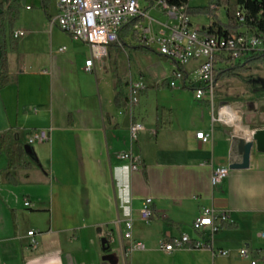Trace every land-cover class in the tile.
<instances>
[{"label":"crops","instance_id":"obj_1","mask_svg":"<svg viewBox=\"0 0 264 264\" xmlns=\"http://www.w3.org/2000/svg\"><path fill=\"white\" fill-rule=\"evenodd\" d=\"M58 13L56 3L55 14L48 13L55 45L29 49L24 38L46 30L36 27L18 38L23 42L14 51L7 49L10 82L0 91V264H264V153L253 151L248 168H229L218 187L210 182L214 168L230 165L233 133L223 123L241 136L264 128L258 127L264 120L259 104L253 126L228 106L218 109L221 125L213 115L211 121L205 114L182 119L165 107L157 106L153 116L141 105L131 111L130 84L140 81L133 73L121 81L113 49H132L161 66L157 44H147L133 29L121 43L109 45L112 50L107 46L106 55L87 71L91 47L51 24ZM54 26L72 40L71 47L55 39ZM165 58L164 63H175ZM113 63L116 79L107 85L100 75ZM137 72L143 76L140 68ZM171 77L157 75L156 87L166 79L169 85ZM184 79L183 87L191 84L189 74ZM232 110L240 114L241 126L226 121ZM135 122L143 129L133 140ZM39 130H50V139L30 144ZM198 131L211 132L212 140L197 139ZM128 151L139 157L137 170L119 158ZM24 163L29 167L19 166ZM148 198L153 215L144 220L140 213ZM203 206L226 210L232 220L214 234L211 247L161 250L164 238L210 241L208 228L197 232L192 226ZM128 221L133 241L144 249L127 252ZM242 248H248V258L240 256Z\"/></svg>","mask_w":264,"mask_h":264},{"label":"built area","instance_id":"obj_2","mask_svg":"<svg viewBox=\"0 0 264 264\" xmlns=\"http://www.w3.org/2000/svg\"><path fill=\"white\" fill-rule=\"evenodd\" d=\"M150 6L163 11L167 16V22L159 23L161 29L158 32L152 26H143L141 22L134 26V30L138 37L144 39L147 44H157L158 52L162 56L172 59L183 69L189 61H198L194 93L195 98L199 101L204 100L207 96L213 104L220 69L244 63L253 58L255 54H264V37L250 32L246 28L210 35L207 34V27L212 25V22L208 26L194 24L189 13V5L169 6L157 2ZM57 7L58 16L51 21V24L57 25L73 39L81 40L91 47L92 57L86 61L85 69L87 71L92 70L94 60L106 55L107 46L120 42L121 31L133 18L146 20L148 17L150 24L154 20L150 17L147 9L142 8L140 0H57ZM173 7H180V14H173ZM235 16L238 22H245V14L241 9L236 10ZM25 34V31H18L14 37L20 38ZM183 75L182 70L176 69L170 78L169 85L173 88L180 84L186 85ZM142 89L141 82L130 84L129 105L131 111L138 102L137 93ZM216 120L214 118V121ZM219 121H222L221 117ZM142 129L141 123L135 122L131 125L133 140L138 138ZM50 134V130L36 131L29 137V143L47 141L50 139ZM196 138L204 143H209L212 140V133L198 131ZM119 158L128 160L132 170L138 169L139 157L132 151L120 153ZM228 174L229 167L227 166L214 168L210 178L211 186L218 187ZM26 205L29 206L30 203L26 202ZM140 215L144 220L151 219L153 215L151 198L145 201ZM231 222L228 211L203 206L192 226L197 232L208 228L211 232L210 241L206 243L193 241L188 235L172 239L164 238L161 241L160 249L165 252H174L184 247L208 249L211 247L214 234ZM28 234L33 236L35 231L32 230ZM261 236L264 238V232L261 233ZM124 238L131 242L126 247L127 252L145 248L143 243L133 241L130 221L126 223ZM219 253L228 255L229 251L219 250ZM239 253L243 258L249 257L248 248H242ZM252 264H256V261H252Z\"/></svg>","mask_w":264,"mask_h":264},{"label":"rangeland","instance_id":"obj_3","mask_svg":"<svg viewBox=\"0 0 264 264\" xmlns=\"http://www.w3.org/2000/svg\"><path fill=\"white\" fill-rule=\"evenodd\" d=\"M47 1V12L54 15L57 0ZM236 2L237 0H230L227 6L223 5L211 16L207 12L192 14L191 20L194 24L200 26H208L209 23L216 19L223 23H227L229 20L227 11L233 15L236 9ZM140 3L142 8L147 9L150 17L154 19L150 24L148 17L146 20L142 18V25L146 27L152 26V28L158 32L161 29L159 23L167 22L166 14L159 9L151 7L148 0H140ZM209 3L210 0H191L190 4L191 7L194 8L209 7ZM8 7H11V9L9 10ZM1 12H4L3 18L5 20L1 22L2 16H0V23L4 24L7 45L10 51H14V48H17V45L20 46L23 42V38L18 41V38L14 37L16 32L25 31L27 33L26 30L36 27L42 29L46 28V30L42 35L30 33L24 38L25 41H27L29 49H35V47L41 44L47 49L50 45L53 46L56 44L55 41L51 44L49 17L45 15L46 13L42 7L41 0H0V13ZM53 31L55 39L62 38L60 39L62 45L64 43L69 44L68 46L70 47L73 45L72 40L63 39L61 35L62 31L58 27L54 26ZM109 50H112L111 46H109ZM113 50L118 56V74L122 78L121 81L125 82L129 79L130 73H133V77L135 75L142 83L143 89L137 93L138 102L135 104L134 109L141 105V107L147 109V114L149 116H153L157 106L159 109L165 107L166 109L172 110L173 113L178 114L182 119L193 116V118L195 117L200 120L203 114H205L204 116L207 121H211L213 115V117L217 119L215 123L221 125L223 121H221V123L218 121V109L221 106H226V108L228 106L236 111L243 112L244 123L246 125H256L259 120L255 106L256 102L258 104L264 102V63L262 62L256 61L252 63L248 66V70L241 75L235 77L224 75L219 77L214 91L215 100L212 104L210 101L197 100L194 90L191 87V84L195 83V78L197 77L196 64L198 61H189L185 66L191 83L187 85V87H183L182 85L174 88L170 87L167 85V79L164 81V85L161 83L160 86L156 87L155 82L157 75L162 76L165 73L170 77L173 75L175 65L172 61L164 63L167 62L168 59L165 60V57L157 54L156 58L158 62H161V66H158L151 61L144 60L143 58L141 59V57L139 58L137 53L132 49H128L126 52H117L116 49ZM140 55L144 56L142 54ZM10 62L12 67L11 56ZM115 67L116 65L113 63L112 69L109 70L108 68H104L102 75H100L102 81L106 82L107 85H111L116 79L115 74L117 72ZM138 68L143 71V76H140L139 72H137ZM124 91L127 93L126 89ZM223 126L228 129L231 134L233 133V137L237 136L233 126H229L225 123H223Z\"/></svg>","mask_w":264,"mask_h":264},{"label":"trees","instance_id":"obj_4","mask_svg":"<svg viewBox=\"0 0 264 264\" xmlns=\"http://www.w3.org/2000/svg\"><path fill=\"white\" fill-rule=\"evenodd\" d=\"M150 5L155 3L157 0H148ZM170 5H176V6H182V5H189V13L197 14L200 12H207L211 15L215 13L219 8H221L223 5L227 6L230 3V0H210L209 7H191V0H165ZM42 7L45 10L46 15H48L47 8H48V1L47 0H41ZM10 10L11 7H8ZM241 9L245 14V22L240 23L236 20V10ZM3 13H0V16H2L1 22H3L5 19L3 18ZM215 15V14H214ZM49 16V15H48ZM228 16V22L223 23L220 20H213L212 25L207 27V34H224L229 33V31H235L239 28H246L250 32H253L257 35L264 37V0H237L236 2V9L234 11V14L231 15L229 11H227ZM13 18V17H12ZM144 19V18H143ZM142 18H133L129 23H127L123 30L121 31L119 37H120V43L123 41V38L126 37L133 29L134 26L138 23H140ZM228 30H226V29ZM4 24L0 23V91L3 87H5L10 82V77L8 74V59H7V40H6V31ZM119 44V43H117ZM141 51L144 53H157L155 50L147 48V47H139ZM167 60V59H166ZM259 61L264 63V54H255L253 58L250 60H247L244 63H238L235 65L230 66L226 69H220L218 77H222L224 75L235 77L238 75L243 74L248 70V66H250L252 63ZM176 66V69H180L183 71L184 78L188 77V72L186 69H183L180 65H178L176 62L174 63ZM192 89L195 90V84H191ZM187 87V86H186ZM259 110L264 111V102L259 103ZM264 125V120H260L258 122V127H261ZM18 166V165H17ZM19 166L29 167V163L19 164ZM10 167H15L12 161L10 160ZM106 251H109V245L108 242H106L105 245Z\"/></svg>","mask_w":264,"mask_h":264},{"label":"water","instance_id":"obj_5","mask_svg":"<svg viewBox=\"0 0 264 264\" xmlns=\"http://www.w3.org/2000/svg\"><path fill=\"white\" fill-rule=\"evenodd\" d=\"M253 151L264 153V128L251 130L249 139L241 146L238 145V136L233 137L229 168H248Z\"/></svg>","mask_w":264,"mask_h":264},{"label":"bare ground","instance_id":"obj_6","mask_svg":"<svg viewBox=\"0 0 264 264\" xmlns=\"http://www.w3.org/2000/svg\"><path fill=\"white\" fill-rule=\"evenodd\" d=\"M157 2H161L162 5L176 6V5L168 4L165 0L155 1V3H157ZM173 14H180V7H173ZM226 121L228 123H232V124H235L237 126H241L240 114L234 110L231 111V114L228 116V118H226ZM250 133H251V131H249V134H247L246 136H241V135L236 134L238 136V145L239 146L243 145V143L249 139Z\"/></svg>","mask_w":264,"mask_h":264},{"label":"flooded vegetation","instance_id":"obj_7","mask_svg":"<svg viewBox=\"0 0 264 264\" xmlns=\"http://www.w3.org/2000/svg\"><path fill=\"white\" fill-rule=\"evenodd\" d=\"M262 83V82H261Z\"/></svg>","mask_w":264,"mask_h":264}]
</instances>
